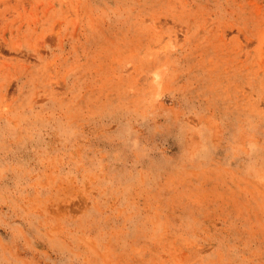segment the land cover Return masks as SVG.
<instances>
[{"label": "rangeland", "instance_id": "obj_1", "mask_svg": "<svg viewBox=\"0 0 264 264\" xmlns=\"http://www.w3.org/2000/svg\"><path fill=\"white\" fill-rule=\"evenodd\" d=\"M0 264H264V0H0Z\"/></svg>", "mask_w": 264, "mask_h": 264}]
</instances>
